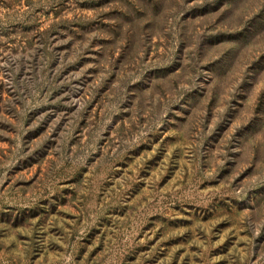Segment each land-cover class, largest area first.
<instances>
[{
	"label": "rangeland",
	"instance_id": "obj_1",
	"mask_svg": "<svg viewBox=\"0 0 264 264\" xmlns=\"http://www.w3.org/2000/svg\"><path fill=\"white\" fill-rule=\"evenodd\" d=\"M0 264H264V0H0Z\"/></svg>",
	"mask_w": 264,
	"mask_h": 264
}]
</instances>
